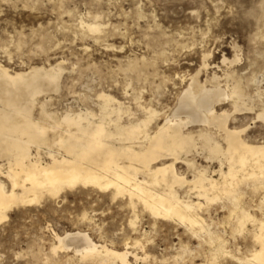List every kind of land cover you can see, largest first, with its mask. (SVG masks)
<instances>
[{
	"label": "rangeland",
	"instance_id": "rangeland-1",
	"mask_svg": "<svg viewBox=\"0 0 264 264\" xmlns=\"http://www.w3.org/2000/svg\"><path fill=\"white\" fill-rule=\"evenodd\" d=\"M80 18L99 21L102 32L81 30ZM235 55L240 61L234 68L249 82L247 91L264 88V0H0V64L18 71L61 62L59 90L40 97L49 98L48 108L57 112L96 109L95 96L103 90L135 116L142 115L141 105L165 113L191 75L199 70L201 79L221 75L223 58ZM245 116H236L232 125L248 126L250 141H264V121L254 112ZM242 191L243 204L264 209V187L244 185ZM126 201L77 188L15 207L0 222V264H95L74 251L51 252L53 232L75 230L118 249L139 239L144 249H129L147 255L138 264H242L233 256L246 255L253 246L254 226L239 231L223 201L201 211L217 224L232 255L214 261L206 238L192 236L177 222L154 220L141 206L135 208L134 229ZM255 208L252 214L262 217Z\"/></svg>",
	"mask_w": 264,
	"mask_h": 264
},
{
	"label": "bare ground",
	"instance_id": "bare-ground-1",
	"mask_svg": "<svg viewBox=\"0 0 264 264\" xmlns=\"http://www.w3.org/2000/svg\"><path fill=\"white\" fill-rule=\"evenodd\" d=\"M79 27L102 32L99 21L80 18ZM239 61L238 55L224 57L221 75L201 79L197 71L173 107L160 113L141 105L140 117L103 90L95 96L97 105L93 101L96 109L50 110L49 98L40 97L59 90L61 62L18 71L0 64V222L15 207L57 199L66 190H95L127 199L134 229L135 208L141 206L154 220L177 222L192 236L206 238L214 261L232 255L217 224L201 211L223 201L239 231L254 226L249 253L233 257L264 264V209L242 203V186L264 187V141H250L248 126L232 125L236 116L253 112L264 121V88L247 91L249 82L234 68ZM254 208L262 217L252 214ZM53 239L52 253L74 251L95 264H138L147 258L129 250L144 249L139 239L124 240L120 249L96 243L82 230L53 232Z\"/></svg>",
	"mask_w": 264,
	"mask_h": 264
}]
</instances>
